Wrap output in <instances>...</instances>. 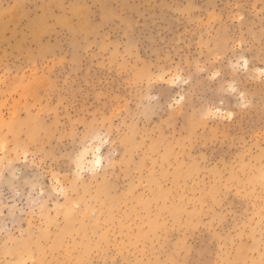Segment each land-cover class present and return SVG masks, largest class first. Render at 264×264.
Here are the masks:
<instances>
[{"label":"rangeland","instance_id":"obj_1","mask_svg":"<svg viewBox=\"0 0 264 264\" xmlns=\"http://www.w3.org/2000/svg\"><path fill=\"white\" fill-rule=\"evenodd\" d=\"M0 264H264V0H0Z\"/></svg>","mask_w":264,"mask_h":264},{"label":"bare ground","instance_id":"obj_2","mask_svg":"<svg viewBox=\"0 0 264 264\" xmlns=\"http://www.w3.org/2000/svg\"><path fill=\"white\" fill-rule=\"evenodd\" d=\"M97 151H99V148H97ZM86 154H88V151H87ZM86 156H87V155H86ZM101 158H102V157L100 156L99 153H98V154L94 153L92 159L89 160V161L87 160V161H88V163L91 164V165L98 166V165L101 164ZM85 161H86V160H85ZM97 161H99V163H97Z\"/></svg>","mask_w":264,"mask_h":264},{"label":"snow or ice","instance_id":"obj_3","mask_svg":"<svg viewBox=\"0 0 264 264\" xmlns=\"http://www.w3.org/2000/svg\"><path fill=\"white\" fill-rule=\"evenodd\" d=\"M247 62L245 61V64H246ZM178 79V78H177ZM97 163H99V161H97Z\"/></svg>","mask_w":264,"mask_h":264}]
</instances>
